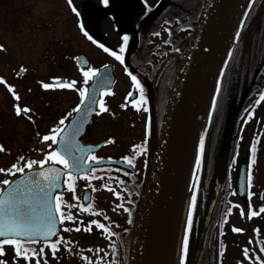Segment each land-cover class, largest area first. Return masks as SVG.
<instances>
[{
    "label": "flooded vegetation",
    "instance_id": "flooded-vegetation-1",
    "mask_svg": "<svg viewBox=\"0 0 264 264\" xmlns=\"http://www.w3.org/2000/svg\"><path fill=\"white\" fill-rule=\"evenodd\" d=\"M87 2V50L75 47V35L71 39H48L39 50L31 47L37 44L34 40L28 47L10 48L0 37V44L4 45L0 49V76L15 85L21 97L17 102L5 84L0 82V144L4 145V150L0 151V167L10 166L21 155L26 159H42L43 151L49 150L47 144L51 141H43L40 137L50 132L61 116L67 117L65 127L70 130L74 122L82 121L75 140L81 146H90L91 153L101 158L88 159L84 167L91 180L73 169L75 192L64 183L68 178L61 173L60 183L53 191L63 192V199L73 205L71 208L65 205V211H71L77 219L57 222L56 233L50 238L61 241L56 255H52L50 246L41 245V237L23 238L34 240L32 248L37 252V256H30L27 262L21 257L23 264H35L36 259H40L41 264L129 263L144 187L162 143L163 124L180 56L194 30L204 0H147V4L145 0H108L107 4L102 0ZM71 5H76L75 0ZM75 9V12L71 9L69 15L78 29L79 11L77 7ZM125 34L127 41L123 39ZM121 43L125 44L123 52ZM101 44L104 48L100 47ZM108 48L120 53L123 62L105 51ZM11 51L22 56L42 53L50 59L44 63L26 64L19 60L10 65ZM80 53L87 56V64L78 63ZM104 65L107 67H102ZM88 66L101 69L98 78H110L113 73L111 93L101 90L94 111H87L93 108V101L86 98L81 110L71 113L80 99L76 88H88L93 81L84 83L80 69ZM128 72L140 80L147 97L146 104L139 110L130 103L140 93ZM57 76L62 80H74L75 87L44 89L41 86L40 81L50 82V78ZM130 92L133 95L129 96ZM102 93L107 109L99 112ZM16 103L28 105L32 109L29 115L33 120L16 115ZM133 145L137 148L133 149ZM83 155L87 159L88 153ZM124 156H129L132 164L124 162ZM55 163L58 169L63 168L62 164ZM39 166L43 165L34 167ZM6 176L0 173V181ZM4 186L0 184V191ZM116 192L120 195H115ZM81 204H91L92 208L81 209ZM92 220H99L107 231L91 224ZM65 243L70 250L64 247ZM41 246L44 247L43 254H40ZM84 256L90 259L85 260ZM232 258L233 264H252L246 260L254 259L250 256H243L241 260L237 256ZM205 260L209 264L212 258ZM213 260L224 264L225 258L220 256Z\"/></svg>",
    "mask_w": 264,
    "mask_h": 264
},
{
    "label": "snow or ice",
    "instance_id": "snow-or-ice-1",
    "mask_svg": "<svg viewBox=\"0 0 264 264\" xmlns=\"http://www.w3.org/2000/svg\"><path fill=\"white\" fill-rule=\"evenodd\" d=\"M102 2L107 4L108 0H102ZM252 2L253 0H248L249 8H251ZM68 3L71 5L73 3V0H68ZM145 4H147V0H145ZM72 10L75 12V7H73ZM247 15L248 12H245L244 16L247 17ZM244 23V19H241L240 28H243ZM184 27H190V25H184ZM240 28H238L235 32L236 39H239L240 37ZM81 30L83 31V26H81ZM85 35H87V32H85ZM88 38L90 40L92 39L91 36H89ZM123 39L124 41H127V34L124 35ZM96 43L99 42L97 41ZM100 47L104 48V45L101 44ZM2 48H4V45L0 44V49ZM124 48L125 44L121 43V52H123ZM105 51L110 52L111 55L118 61H121V63L123 62V57L120 53L113 51L110 48L105 49ZM177 51H179V49H177ZM229 55H231V50H229ZM84 63L87 64L88 62L84 61ZM225 64H227V61H225ZM102 67L107 66L104 65ZM21 70L23 71V68H21ZM80 71L83 75L84 83L87 84L89 80L96 79L98 74L101 72V69L88 66L82 67ZM125 71H128L127 68H125ZM223 72L224 70L221 69V75H223ZM17 75H19V73H17ZM128 75L131 77L134 87H136L140 93L138 98L130 101V103L139 110L146 104L147 97L144 95L143 85L140 83V80L131 72H128ZM0 82L5 84L11 96L14 97L17 102L20 101L21 97L15 90V85L9 83L3 76H0ZM40 84L44 89H54L57 86L73 88L75 87L76 82L74 80H62L61 77L57 76L50 78V82L40 81ZM220 90L221 82L220 80H217L216 92L219 93ZM76 91L79 93L80 99L79 102L75 104L74 108L71 109V113H75L78 110H81L82 105L86 103V97L89 96V89L86 87L76 88ZM104 92L111 93V89L106 88L104 89ZM128 95L131 96L133 95V93L130 92ZM91 99L93 102L96 101V97L94 96L91 97ZM261 101H264V91L259 92L256 104L261 103ZM216 106L217 97L213 96L212 107L215 108ZM106 109L107 105L104 102L102 93L101 98L99 99V112H103ZM94 110L95 109L92 108L87 109V111ZM14 111L16 115H24L28 120H33V117L29 115L32 109L28 105H21L20 103H16L14 104ZM246 115L250 117L253 115V113L247 112ZM209 117L211 118V113H209ZM66 118V116H61L58 123L52 126V130L40 137L43 141H51L47 144V148L49 149L48 151H43V149H36L37 151H43L42 159H26L23 155H21L16 159L15 162L11 163L10 166L0 167V173L7 174L6 178L0 181V184L10 185L9 188L4 190V194L0 195V254H3L5 252L4 245H11L13 246V250L15 253L13 259L23 257L27 262L30 256H37V252L32 248V244L35 243V241L26 240L23 238L41 237V245L50 246L53 250L52 255H56V249L60 245L61 241L50 238L54 233H56L57 222L64 221L66 219L75 221L77 219V217L74 216L71 211H65V205L68 208L73 207V205L69 204L63 199V192L53 191V189H56L58 187L60 183V175L61 173H63L68 178L64 181V183L68 185L69 189L75 192L73 169H76L87 179L91 180L92 177L84 171V167L88 163V159L99 160L101 158L91 153L90 146H81L79 145V142L75 140V135L80 130L82 121L74 122L70 130L69 128L65 127ZM111 139L112 138L109 137V140ZM105 143H108V141L106 140ZM54 145L58 146L54 147ZM132 147L133 149H136L137 145H133ZM250 147L252 156L249 160V166L247 169V180L249 187H251L252 184V165L255 162V142H253ZM3 150L4 145L0 144V151ZM140 150L142 151V149ZM83 153H88L87 159L85 158ZM204 153L205 136L203 133H201L198 151L195 157L196 168L200 167ZM69 157L71 158L69 159ZM123 161L128 164H132L133 162L132 159L129 158V156H124ZM46 162H58L59 164L63 165V168L57 169L54 166L41 168L34 167L35 165H45ZM25 168L30 170L28 174L22 175L18 178H8L12 177L14 173H24ZM195 180L196 177L194 176V183ZM101 187H106V185H101ZM115 195L119 196L120 193L116 192ZM248 195L251 196L252 193L249 192ZM74 198L79 199V197ZM195 202L196 194L195 191H193L182 240L181 264H183L184 254L188 250V232L192 224V207L195 205ZM79 207L84 210H90L92 208V205L81 204ZM228 211L230 212L231 208H229ZM261 211H264V206H261ZM241 214H243V212ZM255 214V212L249 211V216ZM91 224H95L107 231L106 226L99 220H92ZM73 227L77 226L73 225ZM233 227L235 231H242V229L235 228V226ZM64 247L69 248L70 250V247L67 243L64 244ZM221 251H223V249H221ZM261 251H264V248H262ZM43 253L44 247L41 246L40 254ZM244 255L246 257L249 255L247 248H245ZM84 259L88 260L90 258L84 256ZM256 259L260 260V264H264V260H261L259 256H257ZM0 264H8V262L6 260H0ZM35 264H41V260L36 259Z\"/></svg>",
    "mask_w": 264,
    "mask_h": 264
},
{
    "label": "rangeland",
    "instance_id": "rangeland-1",
    "mask_svg": "<svg viewBox=\"0 0 264 264\" xmlns=\"http://www.w3.org/2000/svg\"><path fill=\"white\" fill-rule=\"evenodd\" d=\"M88 0H75L76 5L79 9V12L83 15V31L87 29L88 20H87V5ZM248 0H246V4L241 12V15L235 25V28L231 34L230 43L228 44L227 48L224 51L222 59L218 64L217 70L215 75L212 78V86L210 90V94L205 104V108L203 113L201 114L198 122L195 125L194 130V151L192 153V160L190 163V167L186 166L182 169L184 173H188V179L185 186V197L183 203L181 205L179 211V218L176 224V236H175V249L173 254V262L172 264H178V257L180 253V244L181 240L183 239L184 229L186 226V221L188 218V208L191 201V182H193V178L195 175V157L198 151V144L201 133L205 136V153L203 157L206 155V151L210 154V149L216 146L215 139H213L211 132L217 129L219 134L222 126L217 125V117H220V112L223 110L222 106L227 104L225 100H220L217 102V106L215 108L211 107L212 97L215 93L216 83L218 79V75L221 70V66L226 58L227 51L229 46L235 40V32L240 25V20L247 8ZM81 7V8H80ZM70 5L66 0H0V37L4 39L7 43L6 46L13 48V47H28V44L34 40L37 44L31 47H36L39 50L40 48L44 47L43 44L46 43L48 39H61L67 38L70 39L76 37L75 40V47L79 50H87L88 44L86 43L85 34L79 32L75 25V20L70 18L69 10ZM69 15V16H68ZM69 18V19H68ZM72 32V33H71ZM238 44V43H236ZM250 47L248 48L250 56L259 55L263 50V47L260 46V39L250 38L248 41ZM48 55H44L42 53H35V54H24L23 56L19 53L13 54L10 52V65L13 63H17L19 60L22 63H44L45 60H49ZM252 63L250 58L246 60L245 65ZM244 65V66H245ZM247 68V66H246ZM223 75L220 76L221 82V90L219 95L225 92V82L228 73L226 72L225 68L223 67ZM229 72V71H228ZM248 75V72H246ZM254 78L256 75L253 73ZM255 80V79H254ZM251 82H254L253 80ZM258 82V80H257ZM254 84L250 85L249 87H253ZM229 102V101H228ZM240 104V102H239ZM231 105V101L228 103V106ZM257 115L256 117H251L247 119L245 123L241 125L240 134L242 137L241 148L236 155V160H234L229 167L228 170V186L227 189L234 186L235 182V175L237 165L241 157L248 152L249 148V141L254 136V134L261 130L262 140L261 145L264 148V101L257 106ZM212 109V111H210ZM209 113H211V118L209 117ZM221 118V117H220ZM216 119V120H215ZM235 126V125H234ZM209 133V134H208ZM209 138V139H208ZM238 143V140H237ZM240 144V142H239ZM237 146V144H236ZM216 149V148H215ZM251 154V153H249ZM248 154V155H249ZM219 167L222 165L220 161ZM256 167H258L257 173L260 175V178L263 176L264 172V149L263 152L260 151L258 154L257 161L254 163ZM249 166V163H248ZM190 168V169H189ZM218 169V168H217ZM253 174V172H252ZM180 177V176H179ZM199 180H195V183L192 184V189H197V185L199 184ZM264 184V177L262 180ZM259 184V183H258ZM226 185L224 183L223 187ZM228 199L230 198L231 202V211L226 215L225 219L223 220L222 227L218 226L217 234H216V250H215V257H223L225 258L224 264H233L234 258L238 257V259L242 258L244 255L245 248H247L249 255L252 260H246L252 264H260V260H257L256 257L259 256L261 260H264V251H261L264 248V211L261 213L262 217L259 218L256 215L249 216V211L247 208L241 206V200L234 196L233 194L228 195ZM257 201L254 198L250 197V205L254 206ZM205 204L200 207V212L198 210L197 215L194 218V227L198 225L199 229L196 230L195 237L193 238V245L194 249L190 252L187 250L190 255H194L195 250L199 249V232H200V224L203 220V211L205 210ZM243 212V214H241ZM238 229H242V231H235L234 227ZM198 231V235H197ZM259 236H263L261 242L258 241V234ZM189 247V244H188ZM5 253L0 254V260H6L8 264H21L22 259L18 258L16 261L12 260V255H15L13 252V247L10 245H4ZM223 249V251H221ZM187 252L184 254V259L187 258ZM10 258V260H8ZM213 259V258H212ZM232 259V260H231ZM241 260V259H240ZM189 262V258L186 259ZM197 264H205V257H199ZM217 264V261L216 263Z\"/></svg>",
    "mask_w": 264,
    "mask_h": 264
},
{
    "label": "water",
    "instance_id": "water-1",
    "mask_svg": "<svg viewBox=\"0 0 264 264\" xmlns=\"http://www.w3.org/2000/svg\"><path fill=\"white\" fill-rule=\"evenodd\" d=\"M224 4L225 0H205L194 33L190 37L187 49L180 61L163 124L162 143L155 155L152 172L136 222L129 264H155L159 258L158 255L162 245L165 225V220L161 215L163 188L166 178L172 170V160L176 157L179 141L185 140L186 128L194 113L206 68V63L204 62L205 52L209 46L211 36L218 25ZM85 58L81 54L78 56V61L82 62ZM113 79V76L110 79L96 77L89 85V96L94 95L97 100L102 88L112 87ZM246 165L247 156H244L239 163L235 182L236 194L243 196L244 201L246 200L247 191ZM50 166L58 169L57 163L55 162H50L35 168ZM29 172L30 170L27 169L15 178L28 174ZM220 185L221 180L218 175H215L213 194L202 225L199 246L209 222ZM9 187L10 185H5L0 195H3L4 190Z\"/></svg>",
    "mask_w": 264,
    "mask_h": 264
},
{
    "label": "trees",
    "instance_id": "trees-1",
    "mask_svg": "<svg viewBox=\"0 0 264 264\" xmlns=\"http://www.w3.org/2000/svg\"><path fill=\"white\" fill-rule=\"evenodd\" d=\"M246 12H248L247 17L243 16L242 18L245 21L243 28H240L239 25L240 37L239 39H236L235 37L234 43L229 48V50H231V55H229L228 51L226 58L227 64L224 68L228 75L225 82V92L221 95H219L220 92H216L215 94L217 97V102L220 100H225L227 103L222 106L223 110L220 112L221 118L217 117L216 121L218 126H222V129L220 130L219 134L216 133L218 127L215 129V131L211 132L213 139H215V141L217 140L215 144L218 146H213V148L210 149V154L207 149L206 155L202 157L200 167L196 168V165L194 166V176L196 177L197 182L198 180L200 182L197 185V189L194 188L196 202L192 207V224L188 232V250H190V252L194 249L193 238L195 237L196 230L199 229L198 225L194 227V218L197 215L198 210L200 212V207L204 204L206 206L207 204L208 197L210 195L213 174L221 167H219L218 163L220 161L223 162V157L227 155L226 169L228 171L230 164L236 159V155H238L242 143V137L240 134L241 125L242 123L244 124L245 120L251 118V116L249 117L246 115L247 112H252V116L256 115L258 106V104H256V100L258 99L259 92L264 91V52L262 51L259 55L255 56H250L251 53H249V55L247 54V52H249L248 48L250 47L248 41L252 37L260 39V46L263 47L264 50V0H253L251 8L248 6ZM248 58H250L252 63L245 65ZM246 72H248V75H246ZM253 73L256 75V78H254ZM252 80L254 82H251ZM252 84H254L253 87H249ZM228 101H231L230 106H228ZM253 142H255L256 146V161L258 157V151L261 149V136L259 133H257ZM257 171L258 169L256 168V171L252 174V184L251 187H249V192H253L252 186L254 185L256 191L261 194V202L258 205L261 210V206H264V197L263 189L260 188L258 184L262 178H260V175L257 173ZM227 179L228 174L226 176V180ZM226 180L224 182L226 185L222 187L219 198L214 206L212 217L206 230L198 257L193 261L192 264H197L199 257L216 255L215 240L218 226L221 225V217L224 218L228 212V209L231 207L230 199L227 198L231 190L227 189L228 182ZM192 184L191 197L193 194ZM222 210L223 212H221ZM187 255H189L188 252Z\"/></svg>",
    "mask_w": 264,
    "mask_h": 264
},
{
    "label": "bare ground",
    "instance_id": "bare-ground-1",
    "mask_svg": "<svg viewBox=\"0 0 264 264\" xmlns=\"http://www.w3.org/2000/svg\"><path fill=\"white\" fill-rule=\"evenodd\" d=\"M245 4L246 0H225L218 25L206 49L204 58L206 68L204 70V79L200 86L199 97L190 123L186 128L184 135L185 140L179 141L176 157L172 160V170L166 178L162 192L161 215L165 220V225L163 229L162 245L158 255L159 258L156 260L155 264H172L173 262L176 224L185 197V186L189 173H184L182 168L186 166L190 167L192 153L194 151L195 125L203 113L210 94L213 75H215L224 51L230 43V36Z\"/></svg>",
    "mask_w": 264,
    "mask_h": 264
}]
</instances>
